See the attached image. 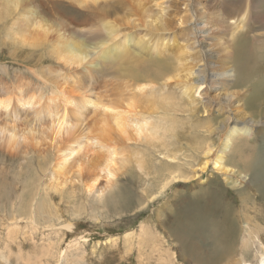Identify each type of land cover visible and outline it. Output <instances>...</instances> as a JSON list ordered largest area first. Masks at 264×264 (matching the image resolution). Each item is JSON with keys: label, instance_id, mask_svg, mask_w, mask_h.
<instances>
[{"label": "bare ground", "instance_id": "bare-ground-1", "mask_svg": "<svg viewBox=\"0 0 264 264\" xmlns=\"http://www.w3.org/2000/svg\"><path fill=\"white\" fill-rule=\"evenodd\" d=\"M22 1L5 0L0 10V20L12 17ZM160 1L82 0L83 4L90 5L93 15L107 17L103 25L107 32L106 36L103 35L104 40L90 50H96L95 55L74 44L76 41L72 43L70 40L65 42L62 38L58 39L53 44L52 53L63 61V68L71 71L72 76L67 74L54 81L49 87V95L41 94L40 89L0 90V136L11 149L25 142L34 150L36 146L39 147L37 151L40 153L49 152V160L46 156L44 158V162L48 163L44 169L53 175L52 187L57 189L61 185L57 176H62L66 182L74 180L80 194L83 193L86 201L93 203H101L106 199L131 162H135L141 170L152 167L151 156L158 151L170 163L160 165L158 169V166L152 167L153 171L161 175L166 173L163 174L165 178L160 183L157 196L163 195L172 186H187L192 180H200L210 170L223 176L221 180L224 185L236 188V195L240 196L241 201L251 199L253 195L256 197V194L264 198V150L259 151L257 146L250 145L254 138L257 140L264 137V118H255L264 116V73L261 65L264 49L260 50L262 56H259L255 48L249 46L250 34L264 31V8L254 13V0H213L201 9L197 8L200 15L186 35H191L193 39V31L209 35V28L206 27L214 20L218 28L222 29L220 34L224 36V42L220 45H225V54L221 50L224 56L219 61L222 66L218 73H214L216 68L212 67L217 62L214 59L218 58L216 54L210 53L212 51H208L212 73L208 78L205 77L201 61L204 53L196 47H202L203 44L200 45L196 39L192 45L187 40L183 42L182 46L185 48L179 50L178 55L171 60H156L159 57L157 53L162 54L167 43H175L171 39L166 42L165 37L159 44L161 38L157 37V31L169 30L164 23V16L151 10L152 5L161 6ZM184 5L186 8L190 6L187 11L190 12H185L186 19L181 16L182 12L177 13L179 25L188 23L186 20L191 19L190 13L193 14L192 10L195 9L193 0ZM126 10L128 13L121 17L111 18ZM18 18L19 22L15 21L13 26L23 24L27 27L29 21L21 16ZM129 24L146 27L147 34L138 40L150 53L144 52L145 50L137 52L133 45L135 41L119 38V28ZM201 24L204 27L198 29L197 26ZM28 33L29 36L33 34L31 38L36 37L32 46L43 45L41 40L48 36L47 29L41 25ZM225 38H228V43ZM22 41L27 42L24 38ZM234 56L236 62L244 64L242 75L246 83L250 80L253 82V94L247 102H243V96L237 99L238 107L231 111L230 105L236 95L234 92L230 94L224 91H228L236 77ZM118 60L122 64L119 69L114 70ZM78 67L90 73L92 83L85 85L76 81L74 73ZM204 85L206 89L203 88ZM235 85L238 89L241 87L239 84ZM99 88H104L103 92ZM212 90L219 99H207L208 91ZM260 103L263 107H260ZM179 113H187L191 117L197 114L196 119L200 118L198 124L201 122L202 127L205 126L215 137H209L211 140L201 139L197 148L201 158L188 165V168L175 164L178 156L169 149L178 128L186 121L177 119ZM24 114L25 118L31 116L36 126L18 128L21 122L18 119ZM90 117L92 120H89ZM14 120L17 123L11 122ZM212 179L214 176L211 175L198 185L192 184V188H203ZM223 188H203L202 193H198L203 201L202 207L197 201L193 202V206L191 204L184 207V201L180 200L181 206L177 204L175 212L169 208L170 215L160 223L157 220L155 223L158 227L155 225V228L169 235L179 245V250L182 248L177 254L185 261L223 264L239 257L244 264H264V242L259 246V257L253 258L255 263L247 254L252 247L247 241L243 240V252L238 253L236 247L240 235L233 214L235 200L229 199V202L228 194ZM174 193L173 196L176 197L180 190L176 189ZM157 196H149L150 203L157 200ZM127 205L129 206L128 203L124 206ZM38 206L42 208L35 211L34 215L51 217L41 198ZM48 218L45 219L46 222ZM66 229L73 230V224H67ZM246 231L248 236L257 238L260 230L249 227ZM139 233L140 238L149 245L159 241L148 222L141 225ZM67 235L69 236L68 233ZM73 244L76 245L77 240L71 242L69 248L75 246ZM67 255L66 250L62 261L67 259ZM42 256H55L51 243Z\"/></svg>", "mask_w": 264, "mask_h": 264}, {"label": "rangeland", "instance_id": "rangeland-1", "mask_svg": "<svg viewBox=\"0 0 264 264\" xmlns=\"http://www.w3.org/2000/svg\"><path fill=\"white\" fill-rule=\"evenodd\" d=\"M190 1L192 0H161V6L152 5L151 10L164 16V23L169 29L157 31V37L161 38L159 44L165 37L166 42L170 39L175 41L174 44L173 42L167 43L164 52L160 55L157 53L159 57L156 60L159 58L160 61H162L161 59L171 60L178 55L179 50L185 48L182 46L183 42L188 41L192 45L195 41H199L198 43L203 44V46L197 45L196 47L198 51L204 53V56L201 55L204 74L205 77L210 78L212 73L208 51H212L210 53L216 54L219 59H214L218 63L212 64V67L214 66L213 68L216 69L213 70L211 67L214 73H218L221 70L220 66H222L219 61L224 56L225 45L223 47L220 45L224 36L220 34L222 29L218 28L217 22L214 20L206 27V29L209 28V35H200L193 31L195 41L191 35H186L189 34L197 16L200 15L198 7L201 9L202 6L209 2L212 3L213 0H193L195 9L192 10L193 14L190 13L191 19L188 18L186 20L188 23L185 25H179L177 13L182 12L181 16L186 19L185 12L186 14L190 12H187L190 6L186 8L184 4L185 2L190 3ZM263 1H253L254 13L263 10ZM4 2L5 0H0V10ZM88 11H91L90 5L83 4L82 0H23L12 17H5L0 20V90L5 88L40 89L41 94L49 95V87L54 81H58L61 76L67 74L72 76L71 71L63 68V61H60L52 53L53 44L62 38L65 42L70 40L74 43L76 41L74 44L90 51L96 47L95 44L102 42L104 40L103 35L106 36L107 34L103 26L107 17L93 15V11L90 13ZM124 13H128L127 10L120 11L118 14L112 15L111 18L121 17ZM19 16L29 21L27 24L29 28L23 24L13 26L15 21L19 22ZM111 18L109 20L112 21ZM39 25L47 29L48 36L44 40L40 37L43 45L32 46L36 37L31 38L33 34L31 36L27 34H30L28 31L35 30ZM202 26L201 24L197 28L200 29ZM145 28L131 24L121 26L119 38L121 40L129 38L135 41L133 45L137 52L145 50L144 52L150 53L144 44H139V40L148 32L147 29L145 32ZM22 29H24L23 32H27L22 34ZM126 33L128 35H125ZM250 37L249 46L255 48L257 55L262 56L260 50L264 49V31L253 32ZM22 38L27 42L23 43ZM225 40L228 43V38ZM92 52L90 51V53ZM95 52L96 50L93 52L94 55ZM147 57L149 56L147 55ZM88 59L90 62L91 55ZM121 64L122 61L118 60L114 70L119 69ZM233 64L236 77L233 78V84L228 91H224L236 95L233 104H229L231 111L238 107L237 99L243 96L245 99L243 102H247L253 94V82L250 80L246 83L242 75L244 64L236 62L235 56ZM261 65L264 73V59H262ZM74 76L76 81H80L82 84L89 85L92 83L90 73L82 67H78ZM235 84H239L241 87L238 89ZM243 84L246 85L243 86ZM210 85L212 87V84ZM203 88L206 89L205 85ZM99 90L103 92L104 88H99ZM247 90L250 92L248 93ZM214 97L219 99L213 90L208 91L207 99ZM260 107H263L261 103ZM25 115L18 119L21 121L18 128L26 129L29 125L36 126L32 117L26 116L25 118L23 117ZM196 116L197 114L195 117L194 115L191 117L187 113H179L176 116L177 119L186 121L178 128L177 134H175L176 138L169 148L173 154L178 156L175 164L185 168L201 158V154L197 150L201 139L211 140L209 137L215 139L205 126L202 127L201 122V125L198 124L200 118L197 120ZM255 118L259 120L264 116H255ZM211 119L213 118L211 117ZM16 120L11 122L15 124L17 123ZM89 120H92L91 117ZM250 145L257 146L259 151H263L264 137L257 138V140L254 138ZM37 150L39 147L36 146L34 150L25 142H22L15 149L8 148L5 140L0 136V264H198L195 260H183L182 256L177 254L181 252L182 248L180 247L179 250V245L169 235L155 228V225L157 226L155 222L159 220L160 223L168 214L170 215L169 208L175 212L177 204L181 206L180 200L184 201V207H189L191 204L193 206L195 201L202 207L203 201L198 193H202L203 188L218 187H224L229 202L231 199L235 200V204L233 202L235 213L233 210V214L235 222L237 221L238 235H240L236 247L238 253L243 252L242 242L245 240L249 245L251 244L250 247L252 246L247 252L250 255V260L256 256L259 257V246L261 242H264V198L256 194V197L253 195L251 199L241 201L240 196L236 195V188L231 185H224L225 183L221 180L223 176L220 174L208 170L202 179L192 180L187 186L183 184H180L179 187L172 186L168 188L169 190L166 189L163 195L157 196L160 183L165 178L163 174L166 173L161 175L153 171L152 167L158 166V169L160 165L170 163L158 151L155 152L157 154L154 153L151 156L152 167L141 170L135 162H131L124 174L118 179L117 186L109 192L106 199L101 203H93L86 201L83 193L80 194V189L74 180L66 182L65 178L57 176L61 185L57 189L53 188L51 181L53 175L44 169L45 166H48V163L44 162V158L46 156L49 160L51 155L49 152L44 154ZM211 175L214 176V179L204 184L203 188H192V184L198 185L199 182L206 181ZM58 189L60 190L58 191ZM176 189L180 190V193L174 197ZM252 194L254 193L252 192ZM155 195L157 200L150 203L149 199L154 198ZM40 198L45 210L50 213V218L47 215H34L35 211L42 208L38 206ZM126 203L129 206H124ZM46 218H48L47 222L45 221ZM145 222H148V226L155 237L159 238V241L151 245L140 238L139 230ZM69 223L73 224V230L66 229V225ZM249 227L261 231H259L258 237L256 236L258 239L248 236L246 228ZM76 240L77 244H73L75 246L69 248L71 242ZM49 243L52 244L54 257L42 256ZM66 250L68 252L67 259L62 261ZM255 262L253 260V263ZM228 263L244 264L239 260V257L223 264Z\"/></svg>", "mask_w": 264, "mask_h": 264}]
</instances>
